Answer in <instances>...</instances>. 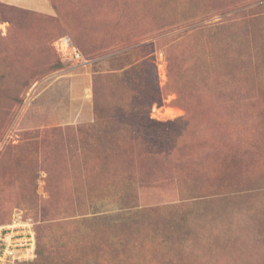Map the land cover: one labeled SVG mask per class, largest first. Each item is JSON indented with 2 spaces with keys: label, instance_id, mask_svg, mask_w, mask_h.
I'll use <instances>...</instances> for the list:
<instances>
[{
  "label": "rangeland",
  "instance_id": "1",
  "mask_svg": "<svg viewBox=\"0 0 264 264\" xmlns=\"http://www.w3.org/2000/svg\"><path fill=\"white\" fill-rule=\"evenodd\" d=\"M55 1H0V226L48 264H264V0Z\"/></svg>",
  "mask_w": 264,
  "mask_h": 264
},
{
  "label": "built area",
  "instance_id": "2",
  "mask_svg": "<svg viewBox=\"0 0 264 264\" xmlns=\"http://www.w3.org/2000/svg\"><path fill=\"white\" fill-rule=\"evenodd\" d=\"M55 46L63 60H71L78 65H86L89 62L69 34L59 37ZM35 250L36 235L30 221L0 226V264L32 260Z\"/></svg>",
  "mask_w": 264,
  "mask_h": 264
},
{
  "label": "trees",
  "instance_id": "3",
  "mask_svg": "<svg viewBox=\"0 0 264 264\" xmlns=\"http://www.w3.org/2000/svg\"><path fill=\"white\" fill-rule=\"evenodd\" d=\"M51 2H52L51 4L54 7L55 11H58L59 10L58 3L55 0H51ZM77 41L79 42V44H81L78 39H77ZM153 78H154L153 88L154 89H157V74L154 73V77ZM21 85L22 86H28L29 85V82H24ZM96 93H97V91H96ZM151 123H161V122L160 121H156V120H151ZM53 130H56V128H54ZM47 252H48L47 248L44 247V246H42V244L41 245L39 244L38 245V252L35 255V257H36L35 258V261L32 262V263H30V264H48L47 263L48 260H47V256H46Z\"/></svg>",
  "mask_w": 264,
  "mask_h": 264
},
{
  "label": "crops",
  "instance_id": "4",
  "mask_svg": "<svg viewBox=\"0 0 264 264\" xmlns=\"http://www.w3.org/2000/svg\"><path fill=\"white\" fill-rule=\"evenodd\" d=\"M7 4H13L22 8L44 12L46 5L51 4L50 0H0ZM52 5V4H51ZM0 26H4L0 24Z\"/></svg>",
  "mask_w": 264,
  "mask_h": 264
}]
</instances>
